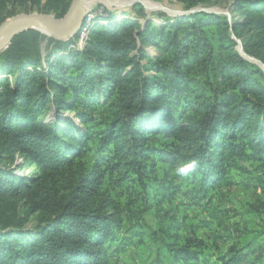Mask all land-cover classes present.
<instances>
[{
  "label": "trees",
  "instance_id": "16d2710c",
  "mask_svg": "<svg viewBox=\"0 0 264 264\" xmlns=\"http://www.w3.org/2000/svg\"><path fill=\"white\" fill-rule=\"evenodd\" d=\"M175 1L186 10L211 3ZM8 3L0 0V24L13 16ZM70 3L43 8L61 18ZM233 9L239 18L230 22L196 11L142 26L92 11L82 50L70 48L79 34L59 41L27 30L12 39L0 53V264H108L109 226L121 224L104 191L107 172L131 183L145 213L162 196L150 194L157 160L164 175L196 160L188 177L199 200L238 158L264 161V72L242 55L264 65V0H234ZM47 106L48 123L38 118ZM91 149L99 152L88 162ZM21 165L28 175L12 171ZM156 225L176 264H197L191 245L201 242L183 246Z\"/></svg>",
  "mask_w": 264,
  "mask_h": 264
},
{
  "label": "rangeland",
  "instance_id": "374dc122",
  "mask_svg": "<svg viewBox=\"0 0 264 264\" xmlns=\"http://www.w3.org/2000/svg\"><path fill=\"white\" fill-rule=\"evenodd\" d=\"M120 1L131 2L128 6H123L124 2L110 1L112 3L108 4L100 1L88 6L86 14L92 11L99 16L114 14L116 19H135L141 26L146 20L164 24L165 20L192 13L193 10L226 16L229 22L233 16L239 18L233 9L234 0H211L210 4L199 5L190 10H186L175 0ZM44 3L45 0H39L31 8L26 1L9 0L7 12L13 13V16L5 20L19 14L46 13ZM235 41V50L239 52L241 44L239 40ZM48 46L47 41L42 43L44 52ZM72 46V49H83V45L79 44V36ZM148 50L153 51L152 48ZM250 62L264 72V66L262 69L260 62ZM52 107L42 109L38 118L44 119L46 123L50 122L54 114ZM58 110L62 113L61 109ZM74 114L63 112V115L72 119ZM73 122L79 124L77 120ZM97 152L98 149H91L86 154V160L91 162ZM104 157H108V152ZM15 159L16 164H23L22 156L17 155ZM149 162L152 163L153 160ZM22 167L23 165L16 169L13 166L12 171L15 174L28 175L30 168ZM162 167L161 162L155 161L151 176L157 177L156 187L150 189L151 196L161 192L162 196L153 197V204L145 213L140 212L144 201L132 193L129 181H120L121 176L116 172H107L104 175V191L112 200L110 213L116 215L121 224L118 229L111 224L109 226L112 233L104 242L109 256L108 264H157V261L176 264L165 249L166 237L154 233L158 222L168 229L169 234H177L183 246L186 239L201 242L197 247L191 245L198 252L197 264H222L219 257L228 264H264V211L256 210L264 194V161L238 158L227 169L225 181L209 188L205 197L202 195L200 200L197 196L200 193H191L197 185L191 184L190 177H179L173 172L164 175ZM163 186L168 187L161 188ZM173 190L170 198L168 193ZM152 233L155 235H151ZM112 236L114 240L110 241ZM233 256L237 261L230 260Z\"/></svg>",
  "mask_w": 264,
  "mask_h": 264
},
{
  "label": "water",
  "instance_id": "95a60500",
  "mask_svg": "<svg viewBox=\"0 0 264 264\" xmlns=\"http://www.w3.org/2000/svg\"><path fill=\"white\" fill-rule=\"evenodd\" d=\"M87 0H71L67 12L61 18H56L51 13H28L19 14L5 20L0 24V53L11 43L18 34L27 30H36L59 41H68L77 36L82 29L85 13L82 5ZM196 10H193L195 12ZM239 53H242L241 45ZM242 55L249 61L255 62L253 58ZM257 61V60H256ZM258 62V61H257ZM261 68L263 69L261 63ZM264 70V69H263Z\"/></svg>",
  "mask_w": 264,
  "mask_h": 264
},
{
  "label": "clouds",
  "instance_id": "9594fccd",
  "mask_svg": "<svg viewBox=\"0 0 264 264\" xmlns=\"http://www.w3.org/2000/svg\"><path fill=\"white\" fill-rule=\"evenodd\" d=\"M198 167V162L196 160H190L185 163L180 164L174 169L175 175L179 177L190 176Z\"/></svg>",
  "mask_w": 264,
  "mask_h": 264
},
{
  "label": "built area",
  "instance_id": "2783aa9c",
  "mask_svg": "<svg viewBox=\"0 0 264 264\" xmlns=\"http://www.w3.org/2000/svg\"><path fill=\"white\" fill-rule=\"evenodd\" d=\"M91 19H92V15L90 14V12H88L86 15H85V18L83 20V24H82V29H81V32L79 33V44L83 45L84 47V40H85V37H86V34L91 26ZM71 48H73L72 45H70ZM75 49V48H74Z\"/></svg>",
  "mask_w": 264,
  "mask_h": 264
},
{
  "label": "bare ground",
  "instance_id": "6f19581e",
  "mask_svg": "<svg viewBox=\"0 0 264 264\" xmlns=\"http://www.w3.org/2000/svg\"><path fill=\"white\" fill-rule=\"evenodd\" d=\"M103 2V3H107L108 2V4H111L112 2H115V3H118V2H121V3H123L124 1H120V0H110V1H112V2H110L109 0H87L82 6V11H83V13H85L88 9H87V7L88 6H90V5H94L95 3H97V2ZM130 2L131 1H125L124 2V5L123 6H128L129 4H130ZM89 4V5H88ZM147 6V5H146ZM148 8H150V7H148ZM87 9V10H86ZM86 15V14H85Z\"/></svg>",
  "mask_w": 264,
  "mask_h": 264
}]
</instances>
